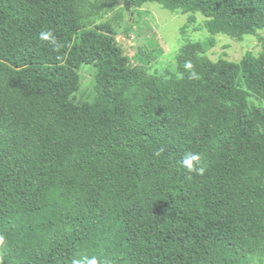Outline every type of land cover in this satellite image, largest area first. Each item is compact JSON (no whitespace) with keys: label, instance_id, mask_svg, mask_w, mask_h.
I'll list each match as a JSON object with an SVG mask.
<instances>
[{"label":"trees","instance_id":"trees-1","mask_svg":"<svg viewBox=\"0 0 264 264\" xmlns=\"http://www.w3.org/2000/svg\"><path fill=\"white\" fill-rule=\"evenodd\" d=\"M124 2L200 13L212 35L264 30V0ZM85 18L79 0H0V264H248L264 250V111L239 85L264 100L263 39L241 64L188 43L180 77L137 74L113 26ZM84 65L97 96L76 104Z\"/></svg>","mask_w":264,"mask_h":264},{"label":"rangeland","instance_id":"rangeland-1","mask_svg":"<svg viewBox=\"0 0 264 264\" xmlns=\"http://www.w3.org/2000/svg\"><path fill=\"white\" fill-rule=\"evenodd\" d=\"M79 1L86 14L87 28L100 23L113 26L115 43L122 49L128 69L137 74L146 71L151 75L180 77L179 57L188 43L202 44L199 55L213 62L226 60L241 64L249 54L259 58L263 53L264 30L258 31L259 37L212 35L206 28L207 19L200 13L172 12L158 3H148L136 10L127 7L124 0ZM95 73L93 66L81 68L80 83L72 96L74 103L91 102L97 96ZM243 84L241 79L239 94L245 96L242 108L248 112L264 111V100L248 92ZM222 107L227 114L234 108L240 109L234 101L223 102ZM251 252L247 255L248 264H264V250Z\"/></svg>","mask_w":264,"mask_h":264},{"label":"clouds","instance_id":"clouds-1","mask_svg":"<svg viewBox=\"0 0 264 264\" xmlns=\"http://www.w3.org/2000/svg\"><path fill=\"white\" fill-rule=\"evenodd\" d=\"M39 38L42 41H47L52 44L56 49L60 47L57 43L56 37L54 36L51 30H45L39 33ZM185 67L188 69L192 68L190 61L185 63ZM192 76L195 77L196 73L193 72ZM159 153H157L158 155ZM201 156L198 153H186L184 158L181 161L182 166L187 169L189 172H197L198 174H203L205 169L200 166ZM72 264H99L98 260L95 257L85 258L84 260L74 259Z\"/></svg>","mask_w":264,"mask_h":264}]
</instances>
